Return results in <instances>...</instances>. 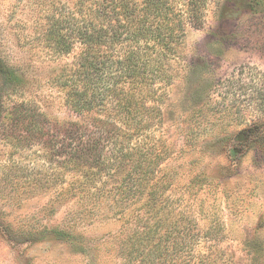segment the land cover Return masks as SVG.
<instances>
[{
  "label": "trees",
  "instance_id": "obj_1",
  "mask_svg": "<svg viewBox=\"0 0 264 264\" xmlns=\"http://www.w3.org/2000/svg\"><path fill=\"white\" fill-rule=\"evenodd\" d=\"M209 1L69 0L59 9L52 1L53 11L35 28L34 49L51 63L44 84L56 89L53 98L86 121L58 122L47 112L46 97L32 95L41 80L30 75L28 62L0 58V141L9 159L35 147L52 169L19 188L55 194L38 213L69 206L70 218L53 229L18 228L26 237L59 239L86 264H227L220 250L194 252L193 244L216 236L201 235L195 218L168 201L174 173L163 165L172 151L160 138L146 143L163 123L164 89L189 83L198 71L184 41L190 28H202ZM75 50L70 62L52 67ZM208 102L202 100L198 112ZM182 110L183 129L191 134L192 112ZM111 219L121 228L112 236L92 242L76 234L78 223Z\"/></svg>",
  "mask_w": 264,
  "mask_h": 264
},
{
  "label": "rangeland",
  "instance_id": "obj_2",
  "mask_svg": "<svg viewBox=\"0 0 264 264\" xmlns=\"http://www.w3.org/2000/svg\"><path fill=\"white\" fill-rule=\"evenodd\" d=\"M52 1L58 9L69 2L0 0V58L28 62L30 75L41 80L33 85L32 95L46 97L47 112L58 122L86 121L53 98L56 89L44 84L51 63L34 49L35 28L53 11ZM203 20L202 28H190L184 41V54L199 66L198 71L189 83L181 80L164 89L168 100L162 110L163 123L146 143L160 138L172 151L163 165L174 173L168 201L174 202L175 210L195 218L201 235L209 230V237L216 236L193 244L194 252L220 250L227 264L231 260L233 264H264V0H210ZM75 53L58 58L52 67L70 62ZM2 87L0 79L1 91ZM206 99L207 106L198 112L197 106ZM184 107L192 112L191 134L183 129L184 116L178 115ZM2 143L0 264H86L80 252L70 253L61 240L47 235L28 238L27 231L18 229H53L70 218L65 216L69 206L56 204L54 215L38 213L55 194L49 189L23 194L20 182L48 176L52 169L43 164L35 147L9 159ZM6 165L11 166L12 182L6 178ZM56 183L61 184V178ZM119 229L117 219L96 220L78 223L76 234L93 242Z\"/></svg>",
  "mask_w": 264,
  "mask_h": 264
}]
</instances>
